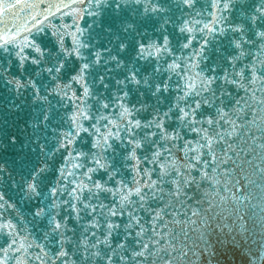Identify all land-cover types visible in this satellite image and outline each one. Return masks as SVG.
<instances>
[{
  "label": "snow or ice",
  "instance_id": "snow-or-ice-1",
  "mask_svg": "<svg viewBox=\"0 0 264 264\" xmlns=\"http://www.w3.org/2000/svg\"><path fill=\"white\" fill-rule=\"evenodd\" d=\"M0 89V264H264V0H0Z\"/></svg>",
  "mask_w": 264,
  "mask_h": 264
},
{
  "label": "water",
  "instance_id": "water-1",
  "mask_svg": "<svg viewBox=\"0 0 264 264\" xmlns=\"http://www.w3.org/2000/svg\"><path fill=\"white\" fill-rule=\"evenodd\" d=\"M4 95H6V93L0 89V96ZM251 118L252 117H249V119ZM252 135L256 137L255 140L245 132L242 134L243 140H230L229 143L232 144L234 148L239 145L238 151L241 149L243 150L239 158L233 157L237 165H241V162H243L242 171H239L236 178L244 184L245 194L251 197V199L243 201L247 207L242 208L241 211H246L249 216L255 213L256 216L259 217L264 215V213L261 212V208H264V172L260 171L264 169V149L260 147L264 144V137L255 129H253ZM244 153H249V155H245ZM229 167H231V165ZM245 175L253 182L252 184L244 183L243 177ZM19 207L22 214L27 213L28 209L22 202ZM256 231L258 234L255 238L259 240V227ZM214 251L215 255L213 257H208L206 254V261H210V264H245V258L241 256L237 249L231 246L225 247L217 244Z\"/></svg>",
  "mask_w": 264,
  "mask_h": 264
}]
</instances>
